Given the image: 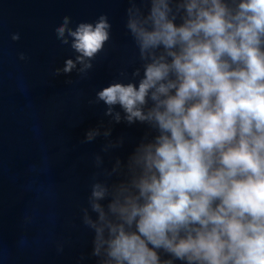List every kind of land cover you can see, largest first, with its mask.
<instances>
[{
    "label": "clouds",
    "instance_id": "1",
    "mask_svg": "<svg viewBox=\"0 0 264 264\" xmlns=\"http://www.w3.org/2000/svg\"><path fill=\"white\" fill-rule=\"evenodd\" d=\"M129 4L125 28L140 65L89 100L102 103L108 119L82 141L104 140L81 210L91 257L96 264H264V0ZM73 23L64 16L55 28L74 58L54 74L86 79L112 25L105 14ZM121 123L145 131L126 158L113 159L125 144L112 139Z\"/></svg>",
    "mask_w": 264,
    "mask_h": 264
},
{
    "label": "water",
    "instance_id": "2",
    "mask_svg": "<svg viewBox=\"0 0 264 264\" xmlns=\"http://www.w3.org/2000/svg\"><path fill=\"white\" fill-rule=\"evenodd\" d=\"M129 6V0H0V264H96L81 210L104 140L82 141L108 119L104 105L89 100L140 65L125 28ZM102 14L112 25L111 40L88 78L56 76L55 69L74 58L56 38L63 17L75 27ZM13 34L20 39L13 41ZM144 131L114 125L112 139L123 136L125 144L112 158H126ZM111 162L106 155L105 166Z\"/></svg>",
    "mask_w": 264,
    "mask_h": 264
}]
</instances>
